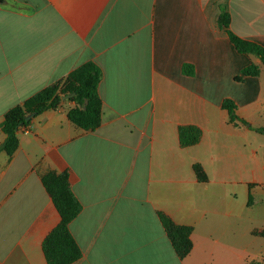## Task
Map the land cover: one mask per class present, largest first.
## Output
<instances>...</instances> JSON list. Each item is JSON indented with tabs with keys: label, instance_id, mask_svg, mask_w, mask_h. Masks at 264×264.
<instances>
[{
	"label": "crops",
	"instance_id": "0c3cea01",
	"mask_svg": "<svg viewBox=\"0 0 264 264\" xmlns=\"http://www.w3.org/2000/svg\"><path fill=\"white\" fill-rule=\"evenodd\" d=\"M222 11L229 30L264 47V0H0V124L8 109L86 61L100 70L101 101L93 131L68 119L66 98L20 128L12 155L0 151V264H47L42 240L60 216L42 176L64 171L82 205L68 225L82 251L72 264L257 261L238 251L245 210L236 183L209 176L223 168L224 141L248 132L230 122L223 99L245 119L264 67L236 51L217 24ZM251 62L259 75L236 81ZM187 124L202 135L181 147L178 126ZM4 139L0 127V145ZM254 185L244 190L247 201ZM158 212L192 227L184 258Z\"/></svg>",
	"mask_w": 264,
	"mask_h": 264
},
{
	"label": "trees",
	"instance_id": "16d2710c",
	"mask_svg": "<svg viewBox=\"0 0 264 264\" xmlns=\"http://www.w3.org/2000/svg\"><path fill=\"white\" fill-rule=\"evenodd\" d=\"M219 27H226V34L239 53L253 55L260 59L264 66V47L244 40L228 29V14L222 11L218 17ZM182 72L186 75H193V65L184 63ZM260 67L251 62L240 70L234 77L236 81H243L246 76H258ZM100 80V70L92 61H86L64 78L57 80L40 89L22 103L17 104L4 114L0 124L5 139L0 145V151H4L7 156L12 155L18 146V131L21 127H26L31 120L25 121L26 115L35 113L38 115L47 110L57 109L62 96L71 95L68 99L73 102V106L67 111L68 119L83 130L93 131L100 125L101 121V101L98 96V83ZM228 113L229 120L237 125L246 124V121L236 114V104L233 100L225 98L221 104ZM264 133V128L256 129ZM202 135L201 129L192 124L178 126V141L181 147L196 144ZM196 177L205 180L206 176L200 165H193ZM42 182L46 188L54 207L56 208L60 220L58 224L42 240V252L47 264H72L80 259L82 251L72 234L69 231V223L80 213L82 205L76 198L68 182V173L47 172L42 176ZM252 197L248 194V204H251ZM159 220L170 243L179 258H184L192 249L190 238L192 227L188 225H178L167 215L158 212ZM250 264H263L262 261H254Z\"/></svg>",
	"mask_w": 264,
	"mask_h": 264
},
{
	"label": "rangeland",
	"instance_id": "374dc122",
	"mask_svg": "<svg viewBox=\"0 0 264 264\" xmlns=\"http://www.w3.org/2000/svg\"><path fill=\"white\" fill-rule=\"evenodd\" d=\"M261 81L262 92L259 99L245 114L246 124L243 125L248 126L247 134L233 136L229 141H224L226 143L221 150L220 163L223 168L212 167L209 175L216 180L236 183V198L245 210L238 224V251L257 261L264 260V234L258 232L264 230V133L256 130L264 128V67ZM252 150L254 155H251ZM252 183L255 184L251 189L252 202L246 207L244 204L247 197L244 190ZM253 230L257 234L253 235Z\"/></svg>",
	"mask_w": 264,
	"mask_h": 264
},
{
	"label": "water",
	"instance_id": "95a60500",
	"mask_svg": "<svg viewBox=\"0 0 264 264\" xmlns=\"http://www.w3.org/2000/svg\"><path fill=\"white\" fill-rule=\"evenodd\" d=\"M225 28V26H223ZM71 95H65V96H62V99H66V98H69ZM35 113H29L28 115H26L25 117V121H29L31 120L33 117H34Z\"/></svg>",
	"mask_w": 264,
	"mask_h": 264
}]
</instances>
